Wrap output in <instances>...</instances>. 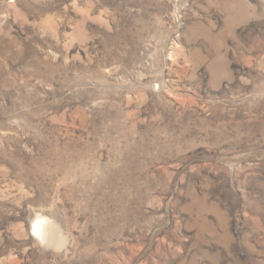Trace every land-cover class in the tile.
I'll return each mask as SVG.
<instances>
[{
    "label": "rangeland",
    "instance_id": "374dc122",
    "mask_svg": "<svg viewBox=\"0 0 264 264\" xmlns=\"http://www.w3.org/2000/svg\"><path fill=\"white\" fill-rule=\"evenodd\" d=\"M0 264H264V0H0Z\"/></svg>",
    "mask_w": 264,
    "mask_h": 264
},
{
    "label": "bare ground",
    "instance_id": "6f19581e",
    "mask_svg": "<svg viewBox=\"0 0 264 264\" xmlns=\"http://www.w3.org/2000/svg\"><path fill=\"white\" fill-rule=\"evenodd\" d=\"M32 230L37 235L39 240H47V235L45 233V220H36V222L32 226Z\"/></svg>",
    "mask_w": 264,
    "mask_h": 264
}]
</instances>
